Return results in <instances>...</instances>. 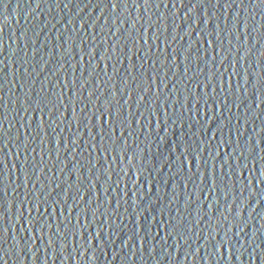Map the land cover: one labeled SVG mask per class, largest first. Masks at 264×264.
<instances>
[{
    "label": "water",
    "instance_id": "95a60500",
    "mask_svg": "<svg viewBox=\"0 0 264 264\" xmlns=\"http://www.w3.org/2000/svg\"><path fill=\"white\" fill-rule=\"evenodd\" d=\"M264 193V0H0V264H141Z\"/></svg>",
    "mask_w": 264,
    "mask_h": 264
}]
</instances>
